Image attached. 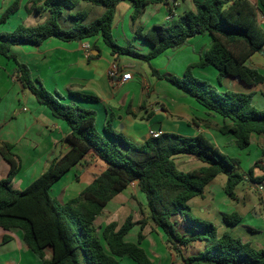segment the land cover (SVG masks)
<instances>
[{"label": "trees", "instance_id": "16d2710c", "mask_svg": "<svg viewBox=\"0 0 264 264\" xmlns=\"http://www.w3.org/2000/svg\"><path fill=\"white\" fill-rule=\"evenodd\" d=\"M82 1L102 8L103 13L89 20L90 11H78L67 16V12L73 11L77 5L74 0H31L33 10L49 12L48 20L33 27L20 24L12 32L0 33V55L11 58L13 46L39 48L45 40L53 37L63 42L101 37L111 54L126 55L149 63L166 50L185 45L192 37L208 34L212 37L211 47L198 63L187 68L182 78L158 76L210 113L219 115L223 120L221 126L210 121L207 126L222 134H232L240 149L249 147L252 134L264 138V110L253 106V93L220 91L192 74L195 67H213L218 72L219 83L226 77L239 78L250 86L264 83V74L248 65L253 54L263 53L264 26L258 20V13L264 16V0H194L195 11L184 12L171 25H154L144 34L137 30V35L151 46L147 54L133 50L131 46H119L114 40L115 12L124 0ZM126 1L135 7L132 14L135 21L148 5L165 0ZM19 6L20 0H16L8 7L0 17V24L5 23ZM62 19L72 26L63 27ZM12 59L17 65L16 80L40 105L48 108L53 117L65 121L71 130L65 138L70 150L61 158L54 159L23 190L15 189L12 184L19 171L12 145L4 143L0 146V155L11 167L7 178L0 180V228L7 231L20 229L25 244L43 264H119L118 258L122 257L137 264H152L140 246L144 240L142 231L137 243L125 241L126 235L136 225L143 229L148 221L168 236L171 250L183 264H264V249H257L229 232L219 235L215 224L190 215L189 202L203 198L205 188L221 174L227 176L226 195L236 200V188L244 181V176L236 170L240 167L237 158L223 154L202 134L184 137L162 133L158 138L149 137L141 145H136L122 132H115L110 120L101 133L96 127V111L80 104L96 101V97L70 91L73 102L66 103L60 95L49 92L40 79H34L25 63L16 56ZM152 73L157 74L154 69ZM128 113L132 114L130 109ZM151 117L148 115L145 119ZM90 153L105 164L106 170L78 197L57 205L51 197V188ZM180 154L199 160L205 166L181 171L174 161V157ZM254 167L264 171L260 161ZM249 174L252 176L253 168ZM251 180L258 184L264 181V177ZM134 181L146 197V205H139L141 211L146 209L148 217L134 222L131 215L120 227L113 222L104 229H98L96 218L103 214L113 198ZM178 215L196 235L188 237L180 233L174 220ZM223 221L229 226H236L242 221V216L237 212L226 213L223 214ZM9 240L10 237L6 236L3 243ZM194 242L203 243L204 249L196 255L184 257L180 246L188 247ZM105 246L109 247L110 253ZM47 251L51 252L50 258H46Z\"/></svg>", "mask_w": 264, "mask_h": 264}, {"label": "crops", "instance_id": "0c3cea01", "mask_svg": "<svg viewBox=\"0 0 264 264\" xmlns=\"http://www.w3.org/2000/svg\"><path fill=\"white\" fill-rule=\"evenodd\" d=\"M15 1L0 0V15ZM30 1L20 0L19 9L4 23L6 27L9 25L8 21L20 16L19 22L11 25L9 31H14L20 24L33 27L48 20L49 12L46 10L36 12L31 7ZM74 1L77 3L74 9L76 10L81 3L79 0ZM84 4L83 7L87 8L91 12L90 14L93 13L99 17L103 13V10H97L87 3ZM133 9H135L134 5L129 1L124 0L118 4L113 20V33L117 31L124 41L129 44L133 42L132 46L137 51L147 54L151 50V46L144 38L137 35V30H141L144 34L154 25L173 22L184 12L195 11V3L194 0H165L162 3L148 5L139 20L140 25L136 26L137 19L133 21L130 16L128 24L130 32L126 28V23L128 15L134 12ZM74 10L68 11L67 16L70 13H75ZM170 12L176 15L172 21L168 19ZM146 15L149 16V19L145 21ZM63 22L65 25H70L65 19ZM68 26L63 27H71ZM129 34L135 36L131 41L128 40ZM199 36L190 38L176 52L168 49L159 56L161 58L153 59L149 66L153 68L152 65H154L153 69L157 74H153L151 70L150 75L142 63L135 60L124 61L120 56L111 54L110 48L105 45L101 37L74 42H63L53 37L45 40L39 48L31 45L13 46L14 52L12 53L14 54L18 50L15 53L16 57L30 68L34 79L42 81L47 73L53 75L54 83L51 84V92L60 95L64 102H73L69 95L70 91L96 97V101L81 102L80 104L96 111L98 118H96L98 121L96 127L99 126L97 129L101 133L110 120L111 128L115 132H122L128 140L136 145H141L147 138L152 137L153 133H174L184 137L202 134L210 139L209 141H212L223 154L231 155V151L238 147L235 137L232 134H222L217 129L207 126L208 121L221 126L222 118L210 113L181 90L176 88L177 91H174L171 87L172 84L170 85L168 81L158 76H175L179 72H184L189 65L198 63L200 52L197 50L196 43L203 45L202 50L209 49L212 44V37L209 35V39ZM86 43L92 47L89 52L83 49V45ZM92 55L93 57H91ZM164 56L168 58L167 63L162 58ZM113 62L122 67L123 74L129 73L131 77L127 80H123L122 77L110 78L108 69ZM248 65L264 74V51L253 54ZM211 68L213 67L199 68L204 71L202 77L218 80L217 70L214 68L216 70L214 71ZM42 83L44 84V81ZM218 88L220 91L260 95L264 105V83L250 86L237 78L226 77ZM2 98L3 100L8 99V107L0 109V146L4 143L12 145V153L19 164V171L12 184L15 189L23 190L34 182L54 159L61 158L70 150V145L65 138L71 130L65 121L53 117L48 108L40 105L35 97L15 80V77L13 82L6 85L0 82V102L3 101ZM129 109L134 116L128 113ZM148 115H152V117L147 120L145 117ZM158 128L159 131H156ZM251 147L262 149V157H264V138L262 136L252 134L248 149ZM174 161L177 167L187 172L205 166L201 161L199 166L196 163L199 160L184 154L175 156ZM260 165L264 166V160L260 161ZM254 166L255 162H252L248 171L243 175L244 182L250 183L253 190L256 189V185L261 183L255 184L251 178L264 177V174L259 177L249 174L251 168L260 169ZM10 168L9 163L0 155V180L7 178ZM104 170H106L105 164L93 153H90L64 174L53 185L51 191H54L56 200L58 199L63 204L78 197ZM261 171L264 173L263 170ZM245 202L246 198H237L233 205L226 195H221L219 202L213 192L209 190L204 193L203 198L190 201L189 206L191 212H195L197 216L202 213L206 215L208 221L214 219L213 224L217 226L219 235L229 232L234 237L251 243L257 249H264L263 241L254 240L253 242L247 238L249 233L255 234L256 232L251 228L247 231V225L243 224L244 217L241 210ZM139 204L145 206L146 197L139 191L137 182L134 181L107 204L103 214L95 220L96 227L104 229L113 222L120 227L131 215L134 222L147 218L146 209L141 211ZM233 212L239 213L242 216V221L236 226H229L223 221V214ZM174 220L178 223L181 234L188 237L196 235L187 226L182 216L178 215ZM141 231L144 240L140 246L149 256L152 264H183L182 260L171 250L168 236L151 221H148L143 229L136 225L126 235L125 241L137 243ZM6 236H9L10 240L3 243ZM180 248L184 257H190L202 251L204 244L194 242L188 247L180 246ZM105 249L110 253L108 246H105ZM50 257L51 252L47 251L46 258ZM118 263L137 264L127 257L118 258ZM0 264H43V261L25 244L23 232L20 229L7 231L0 228Z\"/></svg>", "mask_w": 264, "mask_h": 264}, {"label": "rangeland", "instance_id": "374dc122", "mask_svg": "<svg viewBox=\"0 0 264 264\" xmlns=\"http://www.w3.org/2000/svg\"><path fill=\"white\" fill-rule=\"evenodd\" d=\"M81 5L78 6V8L76 10H74V12H78V11H89L87 8H84L83 5H85L82 0H79ZM226 2L228 0H225ZM181 3V2H180ZM97 10H103L102 8H96ZM135 10V9H133ZM92 11V10H91ZM91 13V12H90ZM89 13V14H90ZM3 14V13H2ZM2 14L0 15V17L2 16ZM133 14V13H132ZM132 14H129L128 15V22L126 23V28L130 31L129 27H128V24H129V20H130V16H132ZM143 14H139V16L137 17V22H136V26L140 25V18L142 17ZM19 15L8 21L9 25L8 26H4L5 24L2 23L0 24V33H3V32H12V31H9V29L11 28V25H15L19 22ZM98 17V15L96 14H90V19L89 20H93V19H96ZM145 21L149 19V16L146 15L145 16ZM8 20V19H7ZM6 20V22H7ZM68 24H70L69 26H72L71 23L68 21ZM172 22H168V23H163L162 25L160 26H169L171 25ZM61 25L62 26H68V25H65V23L63 22V19L61 20ZM68 26V27H69ZM8 29V30H7ZM122 29V28H121ZM113 32V30H112ZM122 32V30H121ZM131 32V31H130ZM113 37H114V40L116 41V43L119 45V46H122V47H128L129 45L131 46V48L133 50H136L135 47L132 46L133 42L131 44H129L127 41H124L122 39V37L119 36V33L117 31H115L113 33ZM135 36H132L131 34L128 35V40H133ZM199 37H207L208 38V34H204V35H200ZM209 42V40H208ZM197 45V50L198 52H200L198 54V56H200L199 58H203L206 51V49H203V45L201 43H196ZM135 46V45H134ZM14 47L11 48V52H10V55H11V58H7L3 55H0V82L2 84H8L10 82H13L14 80V77H15V71H16V63L15 61L12 59L14 56H17L15 55V53H17L16 50L15 53L13 54L12 52H14ZM264 49V47H263ZM178 49H172L170 51L172 52H176ZM137 51V50H136ZM264 51V50H263ZM18 58V57H17ZM20 58V57H19ZM120 58L124 61H127V60H135V61H138L139 63H142V65L146 68V70L148 71L149 75H150V71L155 68L154 65H152L153 68H150L149 64L151 63V60L149 63L148 62H145L143 60H139V59H136V58H133V57H130V56H126V55H120ZM161 58V57H159ZM166 60V63H167V56H164L162 57ZM19 61H21L20 59H18ZM199 60V59H198ZM22 62V61H21ZM194 65V64H193ZM189 66H192V65H189ZM188 66V67H189ZM187 67V68H188ZM186 68V70H187ZM213 69L214 71H216L214 68H211ZM178 70V69H177ZM185 70V71H186ZM184 72H179L178 75H175L179 78H182L184 76ZM50 72V71H49ZM202 73H204V71H202L201 69H199L198 67H195L192 69V74L200 79V80H205L207 81L209 84L215 86L218 90H220L218 87H220V83L217 79L213 80V79H206L204 77H202ZM16 80V78H15ZM17 81V80H16ZM42 81H44V86L45 88L51 92L52 91V87H51V84L54 83V76L53 75H50L49 73H47L45 75V77L42 79ZM41 81V82H42ZM171 85V84H170ZM172 89L174 91H177L176 90V87L174 86H171ZM52 93V92H51ZM55 94V93H53ZM174 96V95H173ZM1 97H3V95H1ZM261 99V96L259 95H256L253 97V106L255 108H257L258 110H264V105L262 104V99ZM3 100V98H2ZM195 101V100H194ZM8 107V99L5 98V100L1 101L0 102V109L1 108H6ZM201 107V106H200ZM119 118V117H118ZM98 119V118H97ZM97 121V120H96ZM97 125H98V121L96 122ZM99 128V126L97 127ZM204 136V135H203ZM207 140H210L208 139L206 136H204ZM211 144H213L215 146V144L210 141ZM216 147V146H215ZM217 148V147H216ZM234 150V149H233ZM220 151V150H219ZM231 157H234V158H237L239 161H240V167L238 169H236L240 174L244 175L247 171H248V168L249 166L251 165V163L253 162H258V161H262L264 160V157H262V149L260 148H255V147H251V148H245V149H240L239 147H236L234 151H231ZM227 155V156H229ZM196 163H198V165L200 166L201 162L200 161H196ZM250 163V164H249ZM192 164L194 165V162H192ZM179 170L183 171L182 169H180L179 167H177ZM184 172H187V171H184ZM264 173L258 169V168H254L253 169V175L255 177H259L261 175H263ZM248 176V174H247ZM226 181H227V176L224 175V174H221L219 175L215 180H213L206 188H205V192H208L209 190H211L213 192V194L216 196V200L220 202V198H221V195H226V193L224 192V188H225V185H226ZM263 187L264 189V181L261 182V184H259ZM264 192V190H263ZM51 194V197L53 198V200L55 201V203L57 205L61 204L59 202V200L57 199L56 200V195L54 194V191H51L50 192ZM227 196V195H226ZM237 198H246V202H245V205L243 206L242 210H241V213L244 217V223L245 225H247V231L249 228L253 229L256 233L255 234H250L247 235V238H249V240L253 241L254 240H260V241H263L264 242V203H263V200L261 198V194H260V191L258 190H253L251 188V185L250 183H245L244 181L242 183H240L238 185V187L236 188V199ZM227 199L229 201H231V203H233V205H235L234 203L236 202V200H233L231 199L230 197L227 196ZM190 215L194 218H199L201 220H204V221H208V219L205 217L206 215H203L202 213H200V215L197 216V214L194 212H191ZM183 216H185V213L183 214ZM209 222H212L214 223V219L213 221H209ZM264 245V243H263Z\"/></svg>", "mask_w": 264, "mask_h": 264}, {"label": "built area", "instance_id": "2783aa9c", "mask_svg": "<svg viewBox=\"0 0 264 264\" xmlns=\"http://www.w3.org/2000/svg\"><path fill=\"white\" fill-rule=\"evenodd\" d=\"M175 17H176V15L174 13L170 12L168 19L170 21H172ZM258 20H259L260 24L262 26H264V16L261 13H258ZM91 48L92 47L89 43H86L83 45V49L87 52H89L91 50ZM108 76L110 78H115V79H118V77H122L123 80H127L131 77V74H129V73L123 74L122 67L119 64H117L116 62H113L108 69ZM160 134L161 133H153L152 137L158 138L160 136ZM256 190L260 191L261 198H262L263 203H264V192H263L264 189H263V187L261 185H256Z\"/></svg>", "mask_w": 264, "mask_h": 264}, {"label": "water", "instance_id": "95a60500", "mask_svg": "<svg viewBox=\"0 0 264 264\" xmlns=\"http://www.w3.org/2000/svg\"><path fill=\"white\" fill-rule=\"evenodd\" d=\"M237 79H239V78H237ZM240 80V79H239ZM156 131H159V128L158 129H156Z\"/></svg>", "mask_w": 264, "mask_h": 264}]
</instances>
